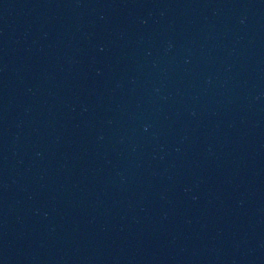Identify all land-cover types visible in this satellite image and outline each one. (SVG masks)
<instances>
[{"label": "water", "instance_id": "1", "mask_svg": "<svg viewBox=\"0 0 264 264\" xmlns=\"http://www.w3.org/2000/svg\"><path fill=\"white\" fill-rule=\"evenodd\" d=\"M0 264H264V0H0Z\"/></svg>", "mask_w": 264, "mask_h": 264}]
</instances>
